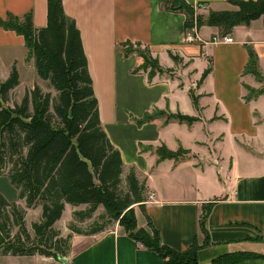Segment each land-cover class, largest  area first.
<instances>
[{
    "label": "crops",
    "instance_id": "0c3cea01",
    "mask_svg": "<svg viewBox=\"0 0 264 264\" xmlns=\"http://www.w3.org/2000/svg\"><path fill=\"white\" fill-rule=\"evenodd\" d=\"M170 1L62 0L66 15L80 31L102 127L122 156V178L134 169L146 183L144 210L135 207L138 227L148 230L149 216L162 244L177 252L196 243L199 264L229 255L262 258L264 93L245 98L247 88L261 85L246 73L247 47L256 53L264 77V18L227 34L204 25L198 29L199 41L186 44L187 16L168 8ZM230 1L184 0L196 13L207 11L205 19L212 11H236ZM29 13L36 29L47 26V0H0V22L9 16L23 19ZM224 36L233 42H214ZM127 45L148 48L164 69L173 72L151 80L147 73L134 74L140 60L136 54L126 56L122 47ZM170 53L182 61L176 64ZM29 61L33 66L24 37L0 25V68H6L10 77L14 67L31 66ZM210 65L212 72L198 85ZM156 110L180 112L199 121L188 126L157 119L138 125ZM163 144L173 152L189 151V158L179 163L160 160L155 150ZM4 178L8 179L0 176ZM3 196L14 201L9 188ZM87 207L66 205L63 216ZM67 258L68 264H164L158 253L129 237L118 223L99 234L74 236ZM0 264L62 263L41 255H0Z\"/></svg>",
    "mask_w": 264,
    "mask_h": 264
},
{
    "label": "trees",
    "instance_id": "16d2710c",
    "mask_svg": "<svg viewBox=\"0 0 264 264\" xmlns=\"http://www.w3.org/2000/svg\"><path fill=\"white\" fill-rule=\"evenodd\" d=\"M230 3L238 9L212 11L207 19L196 16L195 9L184 0H171L168 8L186 14V29L193 28L196 22L197 29L207 25L221 28L225 34L236 26L248 25L264 18V0H233ZM47 19V26L43 29L35 28L31 13L23 19L9 16L6 21L0 22L5 30L24 37L37 76L49 82L58 94L56 97L51 93L45 94L34 83L21 105L14 108L1 106L0 176L8 177L26 208L9 203L0 194V255H41L56 261L59 256L67 257L72 236L66 239L60 237L54 226L61 220L66 205H87L86 211L73 213V218L91 219L102 206L105 214L101 219L107 218L110 223H118L129 237L158 253L164 264H199V246L196 243L186 252H177L162 244L160 232L154 228L149 216H146L149 229L138 227L135 207L144 210L146 183L140 181L135 170L131 169L126 177V190L123 189L122 156L102 127L80 31L76 22L66 15L62 0H47ZM122 48L126 56L136 54L140 60L134 74L147 73L151 80L156 75L173 72L164 69L158 58L146 47L127 45ZM247 50L249 62L246 73L258 78V57L252 48L247 47ZM170 56L176 64L182 61L172 53ZM211 72L210 65L198 85ZM19 79V72L14 67L10 77L0 87L4 104L8 102L9 93L19 86ZM190 95L197 105L196 96L192 92ZM252 98L245 99L249 101ZM154 113L165 115L166 123L177 121L193 126L199 121L197 117L180 112L167 114L156 110L137 121L138 125L157 120L152 117ZM141 151L145 152L143 146ZM155 153L160 160L170 159L176 163L186 160L190 155L184 149L173 152L164 144ZM180 153L184 154L182 158ZM38 207L42 208V220L33 224L36 242L31 240L25 218L27 209ZM11 217L19 228V233L14 237L7 230ZM106 229L107 225L103 223L97 224L86 234L71 228L79 235L99 234ZM201 229L207 239L204 222L201 223ZM169 257L174 259L169 262ZM261 257L253 254L229 255L212 264H246L247 261L264 263V257Z\"/></svg>",
    "mask_w": 264,
    "mask_h": 264
},
{
    "label": "rangeland",
    "instance_id": "374dc122",
    "mask_svg": "<svg viewBox=\"0 0 264 264\" xmlns=\"http://www.w3.org/2000/svg\"><path fill=\"white\" fill-rule=\"evenodd\" d=\"M196 14H197L196 16H198V17L199 16L205 17V16H207L208 12L201 9ZM32 62H33V66H32L31 62H30L31 66H29V64L27 66H25V65L20 66V68L18 69V72H19V77H20L19 81L21 84H19L20 86L17 88V91L15 93H12V91L9 93L8 102L6 104L0 103V109H1V106H3V105H4V107H11V108H14L16 105H21L23 99L25 98L26 94L28 92H30L34 83H37L40 86L43 93H45V94L51 93L53 97H56L58 95L57 92L52 87H50L49 82H45L37 76V73H36V70L34 67V61L32 60ZM8 78H9V75H8L7 69L4 67L0 68V87L2 85V81L5 82ZM254 78H255V80H260L261 85H259V87L257 89L253 88V87H249L248 90L246 91L247 97H255L254 95L258 94L259 92H262V91L264 92V83H263L264 77L260 74V77L258 76V78H257L254 76ZM191 92L195 95V91H191ZM0 99H1V96H0ZM31 110H32V108H31ZM152 117H154L155 119H161L164 121H166V118H167L165 115L160 116V114H157V113L152 114ZM179 155L181 158L184 156L183 153H180ZM4 179H0V191H2L0 193L2 195H3V192L7 193L8 188H9L13 192V199H14L13 202L15 203V201H19L20 199L18 197V194H16L17 192H16L15 188L12 187L11 183L9 182V179H7V178H4ZM140 181H142V180H140ZM122 186H123V189L126 190V178L123 179V185ZM14 194H16V195H14ZM17 204L18 205L22 204L21 207L24 209L26 208L25 202H23L21 200ZM101 208H103V207H100L97 209V211L93 214L91 219H86V220H80V218H73V214L67 213L63 216L61 221L54 226V229L59 232L60 237L65 238V239L68 238L69 235H71L72 238L76 235H79L78 233H75L74 231L71 230L72 227L75 228L76 230H79V232L81 234L82 233H84V234L88 233L89 231H91V229L94 226H96L97 224H102V223L104 225H107V229H108L109 227H111L112 225H114L116 223H110L107 218L101 219L102 215L105 214L104 208L103 209H101ZM87 209H88V207L86 208V210ZM41 216H42V208L41 207H38L36 209H31L30 211H28V209H27V215L25 218V225H26L28 233L30 234L32 241L36 240V242H37V238H36L35 232L33 230V224L40 223L42 220ZM13 220L14 219H12V217H11L10 222L7 225V230L9 231V233L12 237L16 236L19 233V228L16 226L15 221H13ZM55 240H54V242H55ZM71 241H72V239H71ZM36 246H39V244L38 245L36 244ZM36 250H40V249H36ZM173 259H174L173 257H169L168 260L170 262ZM246 264H253V263H246Z\"/></svg>",
    "mask_w": 264,
    "mask_h": 264
},
{
    "label": "built area",
    "instance_id": "2783aa9c",
    "mask_svg": "<svg viewBox=\"0 0 264 264\" xmlns=\"http://www.w3.org/2000/svg\"><path fill=\"white\" fill-rule=\"evenodd\" d=\"M199 41V36H198V29L196 26V22L193 28L186 29V33L184 35V42L186 44H192ZM226 42V43H232L233 38L224 36V37H215L214 42Z\"/></svg>",
    "mask_w": 264,
    "mask_h": 264
},
{
    "label": "water",
    "instance_id": "95a60500",
    "mask_svg": "<svg viewBox=\"0 0 264 264\" xmlns=\"http://www.w3.org/2000/svg\"><path fill=\"white\" fill-rule=\"evenodd\" d=\"M2 104H3V101H2ZM58 261L61 262L62 264H68V258L67 257L59 256Z\"/></svg>",
    "mask_w": 264,
    "mask_h": 264
}]
</instances>
